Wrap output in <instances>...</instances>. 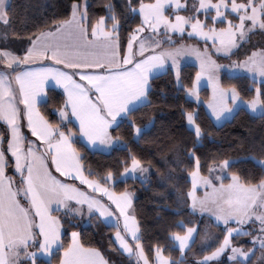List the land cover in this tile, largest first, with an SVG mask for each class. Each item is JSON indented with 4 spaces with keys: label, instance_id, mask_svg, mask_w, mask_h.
<instances>
[{
    "label": "snow or ice",
    "instance_id": "1",
    "mask_svg": "<svg viewBox=\"0 0 264 264\" xmlns=\"http://www.w3.org/2000/svg\"><path fill=\"white\" fill-rule=\"evenodd\" d=\"M166 6L177 10L185 7L180 0L140 2L138 13L143 18L142 23L131 31L124 46L120 42L119 20L115 15L110 17L111 29L105 26L104 17L90 24L86 22V10L73 3L69 19L54 20L50 26L32 34L22 52L0 47V122L4 124L0 131V264H19L21 255L27 257L29 264H40V256L53 257L54 245L63 248V257L57 264H109L99 249L81 244L77 232H72L70 245L61 243L60 220L53 213L61 208L81 213L83 206L87 207L89 215H98L105 221L114 220V236L121 249L135 256L136 264H150L138 235L139 224L129 211L131 193H116L105 186L113 179L111 170L102 178L104 183L91 178V172L85 175L83 157L75 147L74 137L82 136L91 145L97 142L108 147L120 144L122 141L112 135L113 126H120L121 121L117 119L120 117L127 119L135 138L143 139L153 122L150 120L141 126L131 117L138 106H151V80L169 61L175 69L178 86L187 88V93L193 97L198 98L201 77L207 76L213 87V100L208 105L213 116L220 119L223 113H231L233 108L228 106L226 98L231 99L233 105L238 100L241 104L245 101L235 88L228 91L219 85L214 74L219 65L212 58L209 47L216 53H227L236 45L237 34L242 40L247 31L257 27L264 29V0L241 3L237 0H199L198 5H193L195 13L203 12L211 24L195 14H175L172 19L165 15ZM129 7L137 11L131 3ZM213 10L214 15L209 16ZM226 12L235 14L238 22L229 19ZM8 15L7 0H0V23L8 24ZM217 22L226 26L217 28ZM246 22L250 23L246 25ZM186 25L190 26V37L204 39L203 49L185 45L163 48L159 41L149 42L147 37L140 36L145 27L155 34L161 26L165 35L169 31L184 34ZM208 40L212 41L211 46ZM167 42L172 43L170 37ZM186 53L200 62V70L191 87L181 82L177 61ZM46 60L53 61L54 65L37 64V61ZM55 65H63V68ZM233 67L250 74L257 85L246 102L247 107L253 112H264V49L252 51L244 60L234 62ZM50 79L63 89L65 97L62 106L55 110L59 116L57 123L42 115L39 108L40 98L47 95L45 86ZM185 116L199 138L202 130L196 123L197 117L191 111ZM72 118L79 122L76 131L69 127ZM192 155L196 161L190 173L192 191L188 193L192 197V207L195 209L199 205L201 211L211 212L218 223H223L226 233L223 242L199 264H208L219 257L230 246L234 232L237 236L251 235L253 242L264 249V178L256 184L242 183L238 175L229 174L233 162L227 158L218 163L219 174L211 175L214 169H209L210 175L205 177L199 171V158ZM260 163L264 167V161ZM10 164L15 175L6 172ZM137 172L143 177L148 168L130 154L123 173L133 178ZM77 180L87 188L78 187ZM225 180L229 183L225 184ZM198 184L210 190L203 198L195 194ZM103 197L111 203H106ZM72 201L75 205H71ZM246 221L258 222L259 234L231 226ZM193 231L188 227L184 235L172 234L181 252L189 247ZM128 237L134 244L129 243ZM231 253L230 259L246 264L248 251L233 246ZM151 264L170 262L162 249L156 247Z\"/></svg>",
    "mask_w": 264,
    "mask_h": 264
},
{
    "label": "trees",
    "instance_id": "2",
    "mask_svg": "<svg viewBox=\"0 0 264 264\" xmlns=\"http://www.w3.org/2000/svg\"><path fill=\"white\" fill-rule=\"evenodd\" d=\"M155 0H10L8 5V24H0V47H8L22 52L28 44L30 36L38 30L50 26L52 21L66 20L71 17L73 3L86 2V22L95 24L104 17L107 28L112 26L111 16L119 20V37L121 45L131 31L141 25V17L136 11L139 3H152ZM246 2V0H237ZM237 20L236 16H231ZM217 26L224 24L217 23ZM191 42L192 39L181 38ZM260 40L256 42L257 40ZM264 34L253 33L230 58L217 57L221 62L230 59L244 60L257 48H264ZM196 65L187 64L180 69V80L187 87L192 86ZM152 91L149 107H138L132 119L143 126L150 120L153 122L148 134L143 139H135L126 120L114 127L112 135L122 141V147H115L109 153L91 151L88 146L75 140L81 154L84 170L91 178L104 183L106 172H113V190L116 193L131 191L135 194L133 211L139 224L141 244L150 261L156 247L162 249L164 256L171 259V264H192L215 250L223 242L225 228L217 225L211 217L199 215L190 208L188 193L192 187L190 173L196 167L193 157L199 158V170L209 175V169L222 159L232 161L229 174L235 173L242 183L256 184L264 178V114L255 116L244 108H240L231 120L217 126L209 115L204 102L209 99L208 89L201 91L202 103H196L186 96L187 88L178 86L172 69L155 76L152 80ZM220 83L225 88H235L240 97L249 100L257 86L252 78L246 75L228 76L223 74ZM47 100L40 105L41 113L51 122H59L55 112L62 106L64 94L54 88L47 91ZM191 111L197 117L196 123L201 127L198 138L194 130L187 124L185 113ZM69 126L76 131V126ZM134 155L142 164H150L152 171L144 182L138 178L121 179L125 162ZM109 182V181H108ZM224 183H229L225 180ZM62 244H70V234L78 231L83 245L95 247L101 251L109 264H136V257L127 255L115 240V229L107 225L98 215L89 216L88 222L77 218L63 220ZM182 225V226H178ZM188 227L196 229V235L190 247L181 258V251L171 238L173 233L186 232ZM253 234V233H252ZM251 235H235L234 246L251 250ZM63 248L58 249L50 261L40 259V264H57ZM260 250L249 260L255 264ZM23 264H29L25 262ZM216 264H232L223 259Z\"/></svg>",
    "mask_w": 264,
    "mask_h": 264
},
{
    "label": "rangeland",
    "instance_id": "3",
    "mask_svg": "<svg viewBox=\"0 0 264 264\" xmlns=\"http://www.w3.org/2000/svg\"><path fill=\"white\" fill-rule=\"evenodd\" d=\"M154 2H155V1H154ZM154 2H152V3H154ZM180 2H181V4L185 5L184 8H181V9L177 10L175 7H167V6H166V7H165V15H168V16H170V18L174 19V15H175V14H179V15H182V16H191V15H194V14H195V15H197L202 21H205V23H209V24H211V21H210V20H206V18H205V16H204L203 12L195 13V10H194V8H193V5H198L199 0H180ZM213 2H216V0H213ZM257 2H258V0H257ZM84 3H86V2H84ZM238 3H241V2H238ZM78 5H79V4H78ZM86 5H87V3H86ZM138 9H139V7L136 9V10H137V11H136L137 13H138ZM226 14H228V15H229V19H232V20H233V18H231V16H236L235 14H230V13H228V12H226ZM208 15H209V16L214 15V10L211 11V12H209ZM140 17H141V21H142L143 18H142L141 15H140ZM233 21L238 22L237 20H233ZM217 23H219V22H217ZM217 23L215 24V27H217V28L225 27V26H226V25H224V26H217ZM247 23H250V22H246V25H247ZM104 24H105V22H104ZM105 26H106V24H105ZM185 28H186V31H185L184 34L174 33V32L169 31V32H167V35H165V34H164V33H165V30H164L163 26H161L160 29L158 30V32L155 33V34H153V33L151 32L150 29H147V27H145V31H144L143 33H140V36H141V37H147L148 40H149V42H151V41H153V40H157V41H159L161 47H163V48L180 47L181 45H185V46H195V47H198V48L203 49V47H204V45H205V41H204V39L201 38V37L195 36V35H193V36L190 37V36L188 35V32L191 31L190 26H187V25H186ZM109 29H111V27H110ZM253 33H258V34L261 33V34H264V29H260V28H258V27H257V28H253V29H251L250 31H247V32H246V36H245V38L242 39V40L239 38V35L237 34V43H236V45H235L234 47H232V48L230 49V51L227 52V53H225V52H223V51H221V52H219V53H216L214 48L209 47V51L213 53V57H212V58H213V59L217 62V64L219 65V67H218L217 69L214 70V74H215V77L218 79L219 85H220L223 89H226V90H228V91H230V90L232 89V88H225V87H223V86L221 85V83H220V78H221V76H222L223 74H227L228 76H240V75H246V76H249L250 78H251V76H250V74H248L247 72H244V71H238V70H236V69L233 67L234 62H235V63H238V62H240V61L230 59V60H227V61H223V62H221V61H219V60L217 59V57L230 58L231 54H233V53H234V52H235V51H236V50H237V49H238V48H239L244 42L248 41V40L250 39V36H251ZM168 37L171 38L172 43H168V42H167V41H168ZM181 38H189V39H192V41H191V42H185V41L182 39V40H181V43L176 44V40L181 39ZM258 41H260V40L258 39L256 42H258ZM261 41H263V43H264V39H261ZM207 44H208L209 46H211V45H212V41H211V40H208V41H207ZM262 49H264V48L261 47V48H257V49H255V50H262ZM255 50H254V51H255ZM177 61H178V64H179V71H180V69H181L183 66H185V65H187V64L196 65V66L198 67V71L200 70V62H199V60H198L194 55H191L190 53H186L185 55H182V56L178 57V58H177ZM241 61H242V60H241ZM41 63L44 64L45 66H48V65H54L53 62L48 61V60L38 62V64H41ZM55 66H56V67L63 68L62 65H55ZM168 69H172L173 72H174V74H175V69L172 68V66H171V62L169 61V62L165 65V69H164L163 71L159 72L158 74H156L155 76H158V75L164 73V72L167 71ZM69 71H72V70H69ZM155 76H154V77H155ZM175 76H176V75H175ZM76 78L78 79V77H76ZM257 80H259V77H257ZM176 81H177V80H176ZM45 87H46V92L48 91V89H50V88H54V89H57V90H59V91H61V92L63 93V89L60 88L59 86H57V85L55 84V82L52 81L51 79L48 81V83L46 84ZM205 88L208 89L209 99H208L207 102H204V104H205V107H206V109H207L209 115L212 117L213 121L215 122V124H216L217 126H220V125H222L224 122H226V121H228V120H231L232 117H233V115H234V114H235L240 108H244V109H246L248 112H250L251 114H253V115H255V116H260V115L264 114V112H261L260 110H257L256 112L251 111V110L247 107V104H246L247 100H244V99H243V101H245V103H243V104H241L240 101L238 100V101L236 102V104L233 105V102L231 101V99H227V98H226V102H227L228 106H229V107H232V108H233V111H232L231 113L225 112V113H223V114L221 115L220 119H217L215 116L212 115V110L208 107L209 103L212 102V100H213V87H212L211 82L208 81L207 76H202V77H201V81H200V84H199V86H198V98L189 95L187 92H186V96H187V98H189L190 100H192V101H194V102H196V103H202L201 91H202L203 89H205ZM47 95H48V94H47ZM47 95L44 96V97H41V98H40L39 108H40V105H41L42 103H44V102L47 100ZM21 107H23V105H21ZM138 107H140V106H138ZM138 107H137V108H138ZM40 112H41V111H40ZM41 114H42V113H41ZM42 115H43V114H42ZM194 115H195V114H194ZM57 116H58V114H57ZM58 117H59V116H58ZM117 119L120 120L121 122H122L123 120H126V119H121L120 117H118ZM71 123H73V124L76 126L77 130H78V128H79V122H78L75 118H72ZM187 124H188V122H187ZM69 127H70V126H69ZM114 127H115V126H113V128H114ZM188 127H189L190 129L193 130V128H192L189 124H188ZM70 128H71V127H70ZM3 129H4V124H3V122H0V131H2ZM24 131L27 133V129H26V128L24 129ZM73 131H74V130H73ZM28 135L30 136V133H28ZM134 138H135V137H134ZM31 139L34 140L35 137H31ZM76 139H79L80 142H82L83 144H85L86 146H88V148H89L91 151H98V152H103V153H109V152H111V151L113 150V148H115V147H118V146H119V147H122L121 143H120V144L113 143V145H112L111 147H108V146H101L98 142H97L96 145H91V144H89V143L86 141L85 138H83L82 136H79V135H77L76 137H74V144H75V140H76ZM135 139H137V138H135ZM75 147H76V145H75ZM9 155H10V154H9ZM80 155H81V154H80ZM142 165H143V167L148 168V172H147V173H144V174H143V177L141 176V174H140L139 172H137V173L135 174V177H133V178H138V179H140L141 181L144 182L145 180L148 179L149 174H150V172L152 171V167H151L150 164H142ZM217 165H218V164H217ZM217 165L212 166L211 169H214V171L211 173V175H217V174H219L220 169L217 167ZM53 170H54V169H53ZM199 171H200V170H199ZM6 172H7L8 175H15L14 170H13V167L11 166V164H10V165L8 166V168L6 169ZM54 174H55L57 177L62 178V177H60V174H59V173H55V172H54ZM200 174H201L202 176H205V177H208V176L210 175V174H209V175H203L201 172H200ZM85 175H87L86 172H85ZM126 178H129V177L125 176V174L123 173L122 176H121V179H126ZM190 180H191V183H192V178H191V176H190ZM75 183H76V185H77L78 187H83V188H85V189L87 188L86 185H81L80 182H79L78 180H77ZM114 183H115V180L112 179V180H110L105 186H106V187H110L111 190H113V184H114ZM225 184H227V183H225ZM87 191H88L89 193L92 192L91 189H87ZM113 191H114V190H113ZM191 191H192V187H191V189H190V192H191ZM206 191H210V190H209V189H205V187H204L202 184H198L195 194H196V196H197L198 198H203V197L205 196ZM125 192H130V193H131L132 204H131V208L129 209V211H130V213H131L132 215H134V211H133V202H134V199H135V194H134L133 192H131L130 190H129V191H125ZM94 195H96L97 197L102 196L101 193H94ZM189 198H190V208H191V210H192L193 212H195V213H197V214H199V215H207V216L211 217L212 220H213L217 225H220V226H222V227L225 228V226L223 225L222 222H219V223H218V222L215 220V217L212 215L211 212L201 211L200 208H199V205H197V207H196L195 209H193V207H192V197L189 196ZM103 199H104V201H105L106 203H111V202H109V201L107 200V197H103ZM70 203H71V205H75V201H72V202H70ZM52 207L55 208L56 206L53 205ZM113 207H114V205H113ZM53 215L57 216L58 219L60 220V225H61V227H60V240H61V243H62V235H63V225H62V223H63V220H64V219H66V218H68V219L77 218V219H79L81 222H85V223H86V222H88V218H89V216H92V215H89L86 206H83V207H82V211H81V213L70 212L69 209H67V208H61L59 211L54 212ZM134 216H135V215H134ZM100 218H101V219H102L107 225H112V223H114V220L105 221L104 218H102V217H100ZM37 221H38V218H37ZM121 226H122V221H121ZM231 226H232V227H239V228H241V229H245V230L252 231L253 235H257V234H259V224H258V222H257L256 224H253L251 221H246L245 223H243V224H241V225H239V226H237L235 223H232ZM193 229H194V231H193V233H192V237H191L190 242H189V247H190L191 243L193 242V240H194V238H195V235H196V229H195V228H193ZM74 232H77V233L79 234L78 231H74ZM71 234H72V233H71ZM71 234H70V244L72 243V235H71ZM184 234H185V233H184ZM184 234H182V235H184ZM138 235H139V233H138ZM235 235H236V233L234 232V233L232 234V236L230 237V246L227 247V248H225V250L220 254L219 257L210 260V261L208 262V264H216L218 261H221V260H223V259H227V260L231 261L232 264H238V260L230 259L231 255H232V253H231V247L234 246V245L232 244V238H233V236H235ZM139 236H140V235H139ZM128 239H129V243H133V244H134V242L131 240L130 237H128ZM78 240H79V242L82 244L81 239H80V234L78 235ZM250 241H251V243H252V245H253V248H252L251 250H245V249L241 248L242 250H244V251H248V252H249V256L246 258V264H249V260L251 259V257L254 255V253H255L257 250H258V251L260 250V252H259V255H258V257H257V260H256V263H255V264H264V249H261V248L259 247L258 242H253L252 237H251ZM174 242H175L176 247L179 248V247H178V242H176V241H174ZM117 243H118V242H117ZM70 244H69V245H70ZM53 247L56 249V251H57L58 249L61 248V247H58V246H55V245H54ZM189 247H188V248H189ZM235 247H237V246H235ZM120 248H121V247H120ZM188 248H185V249L183 250V252H181V253H182V254H181V258H182V256L184 255V253L186 252V250H187ZM179 250H180V249H179ZM56 251H55V252H56ZM122 251H123V250H122ZM55 252H54V253H55ZM124 252H125V251H124ZM125 253L128 254L127 252H125ZM163 255H164V254H163ZM62 257H63V251L61 252V258H62ZM51 258H52V257H51ZM51 258L48 257V256H40V259H43V260H45V261H50ZM167 258H168V257H167ZM202 259H203V258H201V259H199V260L193 262L192 264H199V262H200ZM238 259H240V258H238ZM168 260H169V262H170V264H171V259L168 258ZM26 261L28 262L27 257L21 255V257H20V259H19V264H23V263H25ZM149 261H150V260H149ZM150 264H151V261H150Z\"/></svg>",
    "mask_w": 264,
    "mask_h": 264
},
{
    "label": "crops",
    "instance_id": "4",
    "mask_svg": "<svg viewBox=\"0 0 264 264\" xmlns=\"http://www.w3.org/2000/svg\"><path fill=\"white\" fill-rule=\"evenodd\" d=\"M9 3H10V0H7V4L9 5ZM80 9L81 10H85L86 9V3H81L80 5ZM1 24V23H0ZM38 62H40V61H37V64H38ZM51 62H53V61H51ZM54 63V62H53ZM63 66V65H62ZM119 245V244H118ZM120 247V246H119ZM122 250V249H121ZM124 252V251H123ZM125 253V252H124ZM127 255H129V254H127Z\"/></svg>",
    "mask_w": 264,
    "mask_h": 264
}]
</instances>
